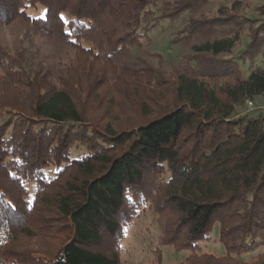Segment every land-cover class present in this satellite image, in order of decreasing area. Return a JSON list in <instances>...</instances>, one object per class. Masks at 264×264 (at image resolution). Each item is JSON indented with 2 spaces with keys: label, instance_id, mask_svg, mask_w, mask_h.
I'll list each match as a JSON object with an SVG mask.
<instances>
[{
  "label": "trees",
  "instance_id": "obj_1",
  "mask_svg": "<svg viewBox=\"0 0 264 264\" xmlns=\"http://www.w3.org/2000/svg\"><path fill=\"white\" fill-rule=\"evenodd\" d=\"M211 1L0 0V264H123L146 206L182 264H264V114H236L264 96V18L196 17ZM185 14L170 72L133 54ZM215 229L226 255L198 253Z\"/></svg>",
  "mask_w": 264,
  "mask_h": 264
},
{
  "label": "rangeland",
  "instance_id": "obj_2",
  "mask_svg": "<svg viewBox=\"0 0 264 264\" xmlns=\"http://www.w3.org/2000/svg\"><path fill=\"white\" fill-rule=\"evenodd\" d=\"M238 13L246 15L248 18L261 20L264 18V0H212L204 9L199 11L195 16L202 19H209L213 16H223L225 14ZM186 18L188 14L183 15L181 20L171 23V21H162L160 25L153 28L148 32L146 40L149 41L150 47L148 52L139 53L133 50L135 56H142L148 58L147 60L153 65H162L164 69L170 72V69L175 68L180 63V60L184 56L191 55L192 46L199 43L195 41L192 44L184 46L174 45L172 41L176 37V33L181 30L186 24ZM3 40L7 43L10 42L14 36L13 33L5 31L2 32ZM249 43L248 31L243 34L242 44L234 55L238 56ZM43 52L47 51V48H42ZM158 53L164 56L160 61L155 59L152 54ZM264 59L262 55L256 57L255 60L249 61L246 65L244 72L245 76H248L250 69L248 67H263ZM248 69V70H247ZM244 76V77H245ZM252 103V105H250ZM236 114L244 115H257L264 114V96H257L252 100H248L243 106L237 107ZM0 118V124H2ZM152 209L146 206L142 210V214L137 220L135 219L125 229V237L121 242L120 256L123 264H150L154 259V254L158 250L162 254V264H182L187 258L193 254L189 250L177 251L172 246L159 244V229L155 222V216ZM219 231L215 229L210 239L200 243V250L198 253L212 254L215 257H223L226 255V249L220 242ZM42 246V242L39 238H26L21 236L18 240L14 241V244L9 246V251L23 249L29 247L30 249H36V247ZM261 252V251H260ZM260 252L248 254L243 257V261L250 262L260 254ZM158 253V252H157Z\"/></svg>",
  "mask_w": 264,
  "mask_h": 264
},
{
  "label": "snow or ice",
  "instance_id": "obj_3",
  "mask_svg": "<svg viewBox=\"0 0 264 264\" xmlns=\"http://www.w3.org/2000/svg\"><path fill=\"white\" fill-rule=\"evenodd\" d=\"M61 19H64V17L62 16Z\"/></svg>",
  "mask_w": 264,
  "mask_h": 264
},
{
  "label": "built area",
  "instance_id": "obj_4",
  "mask_svg": "<svg viewBox=\"0 0 264 264\" xmlns=\"http://www.w3.org/2000/svg\"><path fill=\"white\" fill-rule=\"evenodd\" d=\"M250 105H252V103H250Z\"/></svg>",
  "mask_w": 264,
  "mask_h": 264
}]
</instances>
